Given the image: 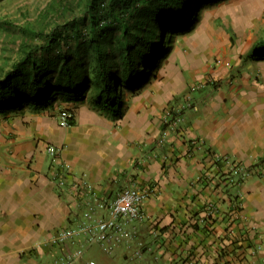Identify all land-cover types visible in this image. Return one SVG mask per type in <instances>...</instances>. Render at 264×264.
<instances>
[{
	"label": "crops",
	"instance_id": "0c3cea01",
	"mask_svg": "<svg viewBox=\"0 0 264 264\" xmlns=\"http://www.w3.org/2000/svg\"><path fill=\"white\" fill-rule=\"evenodd\" d=\"M256 42L202 20L176 36L120 119L88 100L0 110V264H56L64 249L51 234L128 186L149 190L144 218L113 253L90 247L98 264H264V60L247 58ZM187 97L194 107L175 124L169 110ZM66 108L74 123L63 125Z\"/></svg>",
	"mask_w": 264,
	"mask_h": 264
},
{
	"label": "trees",
	"instance_id": "16d2710c",
	"mask_svg": "<svg viewBox=\"0 0 264 264\" xmlns=\"http://www.w3.org/2000/svg\"><path fill=\"white\" fill-rule=\"evenodd\" d=\"M219 1L57 0L54 18L45 12L38 27H27L22 57L0 67V110L88 100L120 119L129 97L157 77L173 49L172 36L193 32L202 11ZM247 58L264 60V39Z\"/></svg>",
	"mask_w": 264,
	"mask_h": 264
},
{
	"label": "built area",
	"instance_id": "2783aa9c",
	"mask_svg": "<svg viewBox=\"0 0 264 264\" xmlns=\"http://www.w3.org/2000/svg\"><path fill=\"white\" fill-rule=\"evenodd\" d=\"M190 97L180 106L176 113L169 110L171 119L176 124L183 112L193 108ZM61 124H70L74 113L68 108L58 114ZM173 122V123H174ZM173 124V125H175ZM176 126V125H175ZM51 154L56 148H48ZM150 197L147 189L128 186L121 190L114 199L101 204L102 212L92 207L82 211V217L74 225L65 227L51 234L49 242L62 246L64 251L55 259L56 264H98V261L87 255L90 247L98 246L106 253H113L114 247L121 243L126 233V226L141 222L144 218V204ZM260 248V246H259Z\"/></svg>",
	"mask_w": 264,
	"mask_h": 264
},
{
	"label": "rangeland",
	"instance_id": "374dc122",
	"mask_svg": "<svg viewBox=\"0 0 264 264\" xmlns=\"http://www.w3.org/2000/svg\"><path fill=\"white\" fill-rule=\"evenodd\" d=\"M55 1L0 0V67L10 68L22 57L21 39L26 38L27 27H38L45 12L54 13V18L57 7L52 10L51 4ZM201 15V21L214 19L217 26L223 25L233 37L264 39V0H223L205 8ZM176 36H172L173 40Z\"/></svg>",
	"mask_w": 264,
	"mask_h": 264
}]
</instances>
